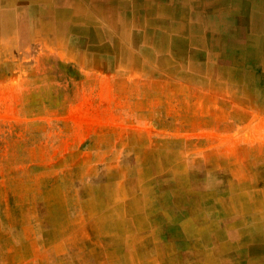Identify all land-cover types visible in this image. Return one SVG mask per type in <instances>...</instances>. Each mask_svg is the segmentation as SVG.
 I'll return each instance as SVG.
<instances>
[{"label": "crops", "instance_id": "obj_1", "mask_svg": "<svg viewBox=\"0 0 264 264\" xmlns=\"http://www.w3.org/2000/svg\"><path fill=\"white\" fill-rule=\"evenodd\" d=\"M4 111L44 168L0 264H264V0H0Z\"/></svg>", "mask_w": 264, "mask_h": 264}, {"label": "rangeland", "instance_id": "obj_2", "mask_svg": "<svg viewBox=\"0 0 264 264\" xmlns=\"http://www.w3.org/2000/svg\"><path fill=\"white\" fill-rule=\"evenodd\" d=\"M31 107V106H30ZM32 107L35 108V105ZM48 115V113H46ZM51 114V113H50ZM0 115L5 116V118H9L10 113H6V112H2ZM13 119L16 120H27V118L32 121V120H36V116H37V112H16L14 111L12 113ZM19 117V118H18ZM1 118V117H0ZM51 118V117H50ZM52 128H48L46 129L45 132V136L48 137L49 133L52 132ZM15 131H17V133L13 132V137H17L19 138L20 132H21V128H17L15 129ZM10 129L9 128H4V127H0V229L1 231H8L11 232L13 229H15L16 226H11L9 224L10 220L13 219V223H18L20 221V215H21V208H19L20 205V201L16 200L18 205L17 207L14 206L15 201H14V193H12V191H16L17 192V196L20 195V189H21V185L22 183L20 182L21 178H24L25 175L23 173H21L20 170L16 171L18 173L14 174V171L12 170L13 168H17V169H24L23 166L26 165V160L21 158V155L19 153V147L20 144H13L10 143L11 140L7 139L5 140V137L10 136ZM32 133L30 132L29 135H31ZM36 134V133H34ZM252 135H257V139H264V128H258V129H254L252 132ZM256 139V140H257ZM7 142V143H6ZM252 147L254 148H259V151L264 152V142H259L256 143L254 142L253 144H251ZM7 147L9 149H7ZM31 147H36V144L31 145L30 144V149ZM13 148H16L17 151L13 152ZM8 151L5 153V151ZM12 150V151H11ZM258 164L264 163V160L260 161H255ZM45 171H46V175H44V186H39L40 189H42L44 187V192L47 195H51V193H49L50 189L53 188V183H54V178H58V177H54L52 176V170H48L49 166L48 165H52L53 161H45ZM28 167L29 169H24L23 171H25V173L28 175L29 181H28V190H29V194H28V198H29V204L32 205V203H34V205L36 204V200H37V196L38 194H42V192L37 193L36 189H37V172L38 169L43 170V166H38L37 161L36 160H29L28 161ZM258 167H260V165H258ZM12 171V172H11ZM48 173V174H47ZM61 179L63 180V177H61ZM51 192V191H50ZM223 212V208L221 209ZM229 217V214L226 213H222L221 218L222 221L225 219V217ZM31 225V224H30ZM36 232V231H34ZM3 233V232H2ZM1 234V233H0ZM4 237L0 239V261L1 263H4L6 258H8L10 256V248L12 246V241L9 240L8 237H6L5 235H3Z\"/></svg>", "mask_w": 264, "mask_h": 264}, {"label": "bare ground", "instance_id": "obj_3", "mask_svg": "<svg viewBox=\"0 0 264 264\" xmlns=\"http://www.w3.org/2000/svg\"><path fill=\"white\" fill-rule=\"evenodd\" d=\"M263 6V5H262ZM92 11V10H91ZM57 18H59V17H57ZM56 18V19H57ZM55 19V20H56ZM59 20V19H58ZM55 23V22H54ZM54 26V25H53ZM55 28V27H54ZM61 30V29H60ZM89 32V31H88ZM160 34V33H159ZM61 37V36H60ZM136 37V36H135ZM59 38V37H58ZM121 38V37H120ZM136 40V39H135ZM251 45V44H250ZM143 47V46H142ZM158 50V49H157ZM241 51V50H240ZM242 52V51H241ZM242 54H243V52H242ZM245 56V55H244ZM47 57V56H46ZM261 61V60H260ZM42 63H43V61H42ZM38 66V65H37ZM42 66V65H41ZM50 67V66H49ZM204 67V66H203ZM45 69V68H44ZM36 70V69H35ZM38 70V69H37ZM52 70V69H51ZM39 71V70H38ZM48 71V70H47ZM84 81V80H83ZM89 81V80H88ZM241 82V81H240ZM54 84V83H53ZM61 84V83H60ZM48 85V84H47ZM85 85V84H84ZM83 85V86H84ZM54 86V85H53ZM79 86V85H78ZM88 86H89V84H88ZM110 86V85H109ZM49 87V86H48ZM62 87V86H61ZM65 87V86H64ZM86 87V86H85ZM42 88V87H41ZM63 88V87H62ZM79 89H80V87H79ZM82 89H84V88H82ZM126 89V88H125ZM192 89V88H191ZM67 90V89H66ZM84 91V90H83ZM52 92V91H51ZM133 92V91H132ZM71 93H72V91H71ZM38 95V94H37ZM39 96V95H38ZM79 96V95H78ZM84 96V95H83ZM86 96V95H85ZM85 96H84V98H85ZM104 96V95H103ZM162 96V95H161ZM176 96V95H175ZM178 96V95H177ZM11 97V96H10ZM110 97V96H109ZM2 98V97H1ZM173 98H174V96H173ZM179 98V97H178ZM5 99V98H4ZM172 99V98H171ZM183 99V98H182ZM181 99V100H182ZM89 100V99H88ZM72 101V100H71ZM70 101V102H71ZM74 101H76V100H74ZM164 101V100H163ZM212 101V100H211ZM9 102V101H8ZM187 102V101H186ZM10 103V102H9ZM52 103V102H51ZM99 103V102H98ZM185 103V102H184ZM191 104V103H190ZM6 105V104H5ZM9 106V105H8ZM87 107V106H86ZM83 110V109H82ZM154 111V110H153ZM5 112V111H4ZM3 112V113H4ZM75 112H77V111H75ZM182 112V111H181ZM227 112V111H226ZM152 113V112H151ZM1 114V113H0ZM9 114V113H8ZM86 114H87V112H86ZM0 116H2V115H0ZM85 116V115H84ZM19 118V117H18ZM79 118H81V117H79ZM83 119V118H82ZM85 119V118H84ZM89 119V118H88ZM5 120H6V118L5 117H1L0 118V122L1 123H3V124H5ZM76 120V119H75ZM79 120V119H78ZM88 121V120H87ZM110 121V120H109ZM217 124V123H216ZM239 125V124H238ZM90 126V125H89ZM1 127H4L5 128V126L3 125V126H1ZM246 128H248V127H246ZM59 129V128H58ZM52 133V132H51ZM242 133V132H241ZM54 135V134H53ZM56 151V150H55ZM248 152V151H247ZM162 156V155H161ZM170 157V156H169ZM188 169H189V167H188ZM190 171V170H189ZM163 177V176H162ZM157 179V178H156ZM158 180V179H157ZM171 181V180H170ZM260 181V180H259ZM177 182H180V181H177ZM242 185V184H241ZM155 186V185H154ZM147 189V188H146ZM146 189H144V190H146ZM157 190V189H156ZM161 190V189H160ZM254 197V196H253ZM230 201V200H229Z\"/></svg>", "mask_w": 264, "mask_h": 264}]
</instances>
